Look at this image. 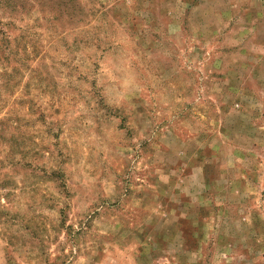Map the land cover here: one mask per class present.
Segmentation results:
<instances>
[{"label": "rangeland", "instance_id": "obj_1", "mask_svg": "<svg viewBox=\"0 0 264 264\" xmlns=\"http://www.w3.org/2000/svg\"><path fill=\"white\" fill-rule=\"evenodd\" d=\"M0 264H264V0H0Z\"/></svg>", "mask_w": 264, "mask_h": 264}]
</instances>
